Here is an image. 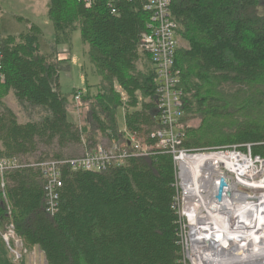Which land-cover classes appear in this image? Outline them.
I'll use <instances>...</instances> for the list:
<instances>
[{
    "label": "trees",
    "instance_id": "obj_1",
    "mask_svg": "<svg viewBox=\"0 0 264 264\" xmlns=\"http://www.w3.org/2000/svg\"><path fill=\"white\" fill-rule=\"evenodd\" d=\"M108 4L95 0L86 9L76 0H49L48 5L53 48L68 42L77 28L100 76L96 93L86 88L78 101L88 104V125L67 121L78 94L73 90L70 101L60 91L59 74L69 60H60L55 49L39 51L40 28L31 25L24 34L3 40L0 104L10 93L38 119L20 124L13 111L1 107L0 159L24 158L27 164L0 175V185L5 184L0 218L8 204L17 235L26 249L38 250L44 264H181L185 220L175 208L181 196L177 168L167 152L129 156L101 172L63 166L53 215L46 212L40 169L28 166L75 158L76 147L84 155L102 137L125 143L130 133L154 144L149 134L158 119V82L141 44L150 15L137 0ZM170 13L185 43L176 49L172 67L183 103L180 123L186 124L184 116L200 121L198 127H182L181 148L237 146L246 152L248 145L252 156L264 159V121L246 118L230 129L223 125L264 111V0H172ZM40 150L45 153L38 160L27 158ZM0 264H11L1 243Z\"/></svg>",
    "mask_w": 264,
    "mask_h": 264
},
{
    "label": "built area",
    "instance_id": "obj_2",
    "mask_svg": "<svg viewBox=\"0 0 264 264\" xmlns=\"http://www.w3.org/2000/svg\"><path fill=\"white\" fill-rule=\"evenodd\" d=\"M4 0H0L3 2ZM84 5L86 9L92 7L95 0H76ZM109 6L115 0H107ZM133 1V0H128ZM143 4L144 11L150 17L145 25L146 33L141 37V44L155 68L157 76V111L158 119L156 127L150 132L149 137L154 141L153 145L146 144L139 135L127 134L125 143H113L110 147L98 145L95 149L79 157L67 160L47 159L38 164L28 166L38 167L44 179L46 212L53 215L57 206L58 189L61 188V170L63 166H68L72 171H105L109 167L121 165L129 156L145 157L151 155L154 150L167 152L173 158L177 168V181L180 172V160L183 157L203 154H227L232 157H241L246 160L255 172L256 181L264 177V159L252 156L249 146L246 152L239 150L237 146L212 150L186 151L181 148L183 134L181 119L183 117V103L181 93L177 88V79L172 72L175 51L180 44L176 35V24L170 13L172 0H137ZM1 13V11H0ZM112 15L116 10L111 7ZM0 29V84L4 83L2 72L3 60V40ZM79 99V95L76 100ZM27 163L15 158L0 159V175L19 170ZM1 189L4 190L5 184L1 182ZM4 196V194H3ZM185 211L180 212L181 218L185 220V225L180 230V243L182 247L181 264H221L223 259L220 255H215L213 251H199L195 247L194 239L197 235H187L185 232L188 219L184 215ZM187 219V221H186ZM0 243L6 249L11 264H20L23 259H27L26 264H44L39 257L38 250L32 248L28 250L24 242L17 235L15 227L11 222V209L8 204L6 214L1 219Z\"/></svg>",
    "mask_w": 264,
    "mask_h": 264
},
{
    "label": "bare ground",
    "instance_id": "obj_3",
    "mask_svg": "<svg viewBox=\"0 0 264 264\" xmlns=\"http://www.w3.org/2000/svg\"><path fill=\"white\" fill-rule=\"evenodd\" d=\"M216 163L227 175H234L235 181L222 172L217 175ZM255 175L246 160L237 156L203 154L180 160L179 179L189 201L198 202L193 205V216L188 217L189 211L184 213L191 233L198 236L195 247L204 254L213 251L220 255L221 264H264V177L256 181ZM220 179L226 181V188L217 201ZM235 183L258 194L250 197L237 192Z\"/></svg>",
    "mask_w": 264,
    "mask_h": 264
},
{
    "label": "rangeland",
    "instance_id": "obj_4",
    "mask_svg": "<svg viewBox=\"0 0 264 264\" xmlns=\"http://www.w3.org/2000/svg\"><path fill=\"white\" fill-rule=\"evenodd\" d=\"M48 5L49 0H4L0 4V29L2 32V35L4 37L9 36H15L18 37V35L24 34L28 31L29 26L35 25L38 28H40L42 35L38 39V46L39 51L42 54H49L52 49L56 50V53H58V58L60 60L68 59V69L62 70L59 74V87L60 91L64 96H67L69 100L72 99L73 90L81 94V96L84 95L85 89L88 88L92 94L96 93V88L100 83V76L94 71L93 66L90 63L89 59V52L90 48L89 45L82 42L80 32L76 28L74 31L70 33L69 41L63 42L60 45H57L54 47V29L51 21L48 18ZM180 47H185V43L181 41ZM228 90V88H225ZM81 98V97H80ZM2 106H6L16 116V119L18 123L22 124L28 121H36L38 117L36 116V111L30 109L31 107L23 105L21 103L16 102L15 98L9 93L6 97L1 99L0 104V113L3 111L1 108ZM123 111L122 109L118 110L117 118H118V124L120 126V129L123 128ZM67 121L72 123H79L80 121L83 122V124H87L90 122V116H89V108L88 104H84L81 101L75 102L73 101V104L71 105V109L67 112ZM246 118L252 119L256 118L258 120L264 121V111H259L258 109L255 110V112L251 113L249 117L245 116L242 118H239L237 121H226L223 123L225 126H229L230 128H233L236 124H239L240 121L245 120ZM183 119H186V124L189 127H198L200 125L199 119H192L190 117H185ZM82 124V125H83ZM185 123H183V120L181 122V126L184 128ZM142 141H145L144 136L139 135ZM121 143V139L119 140ZM114 142L113 140H109L105 137H102L98 145L104 146V147H110ZM76 150H74L75 155L73 157L81 156L83 153L81 147H76ZM42 153H45L44 150H40L37 154H35L32 157H27L29 160L35 161L38 160L39 156H41ZM50 154V153H49ZM66 154L64 157H69ZM51 157V155L49 156ZM24 159V158H23ZM23 159H20L21 161ZM216 172L217 175H220L222 172L226 177H229L232 182L235 181L234 175H227V172L224 171L223 166H218L216 163ZM220 172V173H218ZM181 178H178V189L180 191L181 199L180 201H176L175 208L176 211L182 212V211H189L188 217L191 215L193 216V212L195 211L196 207L193 206L197 204L196 201H189L188 199V193L185 190L184 186L182 185V181L180 184ZM244 181V180H243ZM258 181V180H257ZM235 190L240 193H246L248 196L253 197L257 195L258 193L255 192L253 189H248L245 187H240L235 183ZM256 193V194H254ZM204 196V195H203ZM189 206V208L187 207ZM192 207V208H191ZM189 209H193V211H190ZM192 219V217H191ZM187 221V219H186ZM191 229L188 227V224L186 225L185 232L187 235H193L191 233ZM198 238V236H197ZM195 238V239H197ZM194 239V240H195ZM26 262L28 260L25 258Z\"/></svg>",
    "mask_w": 264,
    "mask_h": 264
},
{
    "label": "water",
    "instance_id": "obj_5",
    "mask_svg": "<svg viewBox=\"0 0 264 264\" xmlns=\"http://www.w3.org/2000/svg\"><path fill=\"white\" fill-rule=\"evenodd\" d=\"M226 188V181L223 180V179H220L219 180V185H218V188H217V193H216V200L217 201H220L222 199V196H223V190ZM227 196H228V193H227ZM1 219L0 218V228L2 227L1 225Z\"/></svg>",
    "mask_w": 264,
    "mask_h": 264
}]
</instances>
